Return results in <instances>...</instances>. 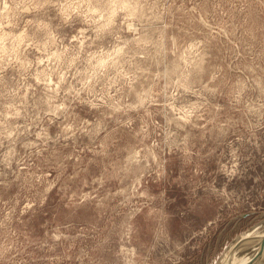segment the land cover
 I'll use <instances>...</instances> for the list:
<instances>
[{"label":"clouds","instance_id":"1","mask_svg":"<svg viewBox=\"0 0 264 264\" xmlns=\"http://www.w3.org/2000/svg\"><path fill=\"white\" fill-rule=\"evenodd\" d=\"M193 258L264 262V0H0V264Z\"/></svg>","mask_w":264,"mask_h":264},{"label":"rangeland","instance_id":"2","mask_svg":"<svg viewBox=\"0 0 264 264\" xmlns=\"http://www.w3.org/2000/svg\"><path fill=\"white\" fill-rule=\"evenodd\" d=\"M229 219L230 217H228L226 213H221L217 215L215 211L209 210L205 214L196 217L194 222H195V227L199 228L206 225L209 220H212L213 223L208 228L209 233L226 235L229 230ZM189 264H196L195 259L193 258L189 262ZM262 264H264V262Z\"/></svg>","mask_w":264,"mask_h":264},{"label":"bare ground","instance_id":"3","mask_svg":"<svg viewBox=\"0 0 264 264\" xmlns=\"http://www.w3.org/2000/svg\"><path fill=\"white\" fill-rule=\"evenodd\" d=\"M263 263V262H262Z\"/></svg>","mask_w":264,"mask_h":264}]
</instances>
